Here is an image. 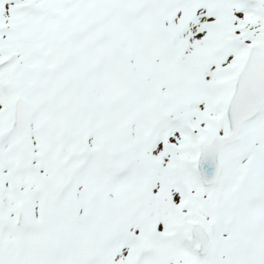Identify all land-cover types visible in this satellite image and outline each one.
<instances>
[{
	"label": "snow or ice",
	"instance_id": "6c2138e0",
	"mask_svg": "<svg viewBox=\"0 0 264 264\" xmlns=\"http://www.w3.org/2000/svg\"><path fill=\"white\" fill-rule=\"evenodd\" d=\"M0 264H264V0H0Z\"/></svg>",
	"mask_w": 264,
	"mask_h": 264
}]
</instances>
